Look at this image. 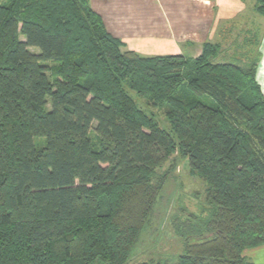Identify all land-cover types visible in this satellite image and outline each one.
<instances>
[{
  "label": "trees",
  "instance_id": "16d2710c",
  "mask_svg": "<svg viewBox=\"0 0 264 264\" xmlns=\"http://www.w3.org/2000/svg\"><path fill=\"white\" fill-rule=\"evenodd\" d=\"M254 7L264 17V0ZM219 51L144 58L88 0H0V264H126L182 160L204 201L169 215L185 242L176 261L142 264H254L243 253L264 245L261 55L217 63ZM131 92L165 108L170 129Z\"/></svg>",
  "mask_w": 264,
  "mask_h": 264
},
{
  "label": "crops",
  "instance_id": "0c3cea01",
  "mask_svg": "<svg viewBox=\"0 0 264 264\" xmlns=\"http://www.w3.org/2000/svg\"><path fill=\"white\" fill-rule=\"evenodd\" d=\"M88 1L107 31L123 43L124 50L144 58L177 55L196 58L207 43L222 46L229 53L239 41L234 36L241 35L240 31L227 30L231 23L238 27L261 23L256 80L264 94V17L249 8L254 0ZM227 42L232 45L225 46ZM243 255L254 264H264V245L246 249Z\"/></svg>",
  "mask_w": 264,
  "mask_h": 264
},
{
  "label": "rangeland",
  "instance_id": "374dc122",
  "mask_svg": "<svg viewBox=\"0 0 264 264\" xmlns=\"http://www.w3.org/2000/svg\"><path fill=\"white\" fill-rule=\"evenodd\" d=\"M249 8L252 12H256L254 5L252 6V4H250ZM230 25L231 26L228 27L227 30H231L233 33H236V31L241 32V35L236 33L234 36V38H238L239 41L234 44L235 47L230 49L229 53L222 50L225 48L221 46L215 61L217 63L231 61L237 62L239 65H251L256 61L258 53H260L259 45L263 32V25L259 22L254 25H248V27H244L243 25L238 27L236 23H231ZM245 31L246 33H244ZM228 45H232V42L231 44H229V42L225 43V46ZM202 51L203 48L200 55ZM31 52L38 53V50L33 48ZM54 65V63H51V67H54ZM49 76L52 80L53 76L51 74ZM131 97L138 108L147 117L158 124L160 128L164 130L170 129L166 119L165 108L155 106L148 99L139 97L134 92H131ZM203 100L207 99L203 98ZM48 108L50 109V104ZM90 137L97 151H100L103 146L107 144L96 135L94 130H92ZM36 144L37 147L41 149L44 145V139H37ZM173 157H178V152H176L172 158ZM171 160L172 159L158 170L159 173H164L170 167L172 163ZM205 190V182L197 177L196 174L190 172L188 163L184 160L178 162L175 171L172 173L171 178L160 194L149 225L142 233L141 238L133 249L131 257L126 264H142L154 259H168L175 262L177 256L183 252L185 242L176 235L172 227V222L168 220L169 215L177 214V211H179L181 207H186L192 212H197L199 206H201L204 201Z\"/></svg>",
  "mask_w": 264,
  "mask_h": 264
}]
</instances>
